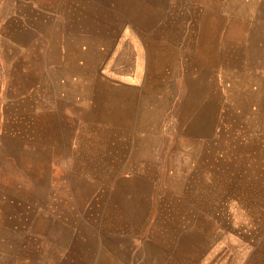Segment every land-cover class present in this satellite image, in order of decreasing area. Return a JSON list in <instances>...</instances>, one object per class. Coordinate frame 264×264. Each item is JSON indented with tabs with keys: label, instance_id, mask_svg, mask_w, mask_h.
I'll use <instances>...</instances> for the list:
<instances>
[{
	"label": "rangeland",
	"instance_id": "obj_1",
	"mask_svg": "<svg viewBox=\"0 0 264 264\" xmlns=\"http://www.w3.org/2000/svg\"><path fill=\"white\" fill-rule=\"evenodd\" d=\"M0 264H264V0H0Z\"/></svg>",
	"mask_w": 264,
	"mask_h": 264
},
{
	"label": "crops",
	"instance_id": "obj_2",
	"mask_svg": "<svg viewBox=\"0 0 264 264\" xmlns=\"http://www.w3.org/2000/svg\"><path fill=\"white\" fill-rule=\"evenodd\" d=\"M14 17L17 18L16 15ZM123 42L124 43H122V45L123 44L129 45V43L126 42V40H123ZM252 45L253 43L251 44V46ZM65 49H67V51L65 52L64 62L61 64L62 67L59 69V72L61 75H64V77L66 78H69L71 76L70 73H76L78 75L77 81L71 82V80L66 79L67 83H64L62 85V92L64 93V95L62 96V100L67 103L70 97L73 95L83 96L85 93V90L91 84V81H92L91 76L89 77L87 75V72L85 71H87V67H86L87 60L90 57V54L93 50V46H91V44H85L83 47H78L77 49L73 51H69L67 47H65ZM25 55L27 57V50H26ZM78 60H82V62H78ZM40 65H42V62H40ZM127 66L129 65L122 63V66L118 70V73H120L119 74L120 81L126 84L129 83L130 77H131L130 68H128ZM41 72H43V70ZM37 81L38 82H37V87H36L37 89L36 102H37V106H39V103H40V105L43 107L44 99L46 97L45 93L42 91V89L45 87L44 86L45 85L44 84L45 83L44 72H43V75L41 73L40 80H37Z\"/></svg>",
	"mask_w": 264,
	"mask_h": 264
}]
</instances>
